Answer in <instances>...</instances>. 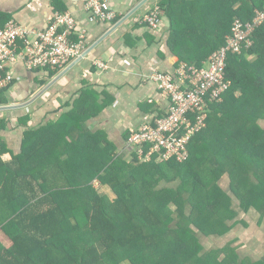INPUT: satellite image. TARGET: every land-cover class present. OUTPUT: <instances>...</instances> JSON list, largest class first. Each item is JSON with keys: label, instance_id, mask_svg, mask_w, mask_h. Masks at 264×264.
Segmentation results:
<instances>
[{"label": "trees", "instance_id": "16d2710c", "mask_svg": "<svg viewBox=\"0 0 264 264\" xmlns=\"http://www.w3.org/2000/svg\"><path fill=\"white\" fill-rule=\"evenodd\" d=\"M161 3L169 13L168 45L177 64L197 67L224 44L234 17L250 20L256 10L264 7V0ZM251 36L253 43L249 48L228 54L225 72L231 85L221 102L209 105L206 127L191 139L189 156L184 162H137L135 158L127 161L107 147L85 146V155L79 161L80 168H84L85 188L80 193L84 199L80 206L73 207L70 197L76 192L69 189L74 179L68 178L71 187L56 195L43 188L47 177L35 189L33 178L27 172H18L36 148L29 145L32 132L27 131L21 153L10 164L0 160V228L11 241L8 247L0 243V264H121L130 259L134 262L135 254H125L124 250H155L158 234L163 235L164 231L169 240L163 239L165 260L161 264L205 262L197 252V227L204 233L221 235L228 230L229 220L237 222L238 211L219 185L220 175L230 174L240 211L253 204L263 208L262 202H255L261 196L255 188L264 180V126L260 123L264 121V24L256 27ZM20 120L25 123L27 117ZM0 124L4 125L3 120ZM3 150L1 146L0 153ZM58 172L61 173L58 169L53 171V181ZM249 176L258 181L251 188ZM161 178L165 182L178 179L179 185L176 189L160 187ZM93 179L108 186L112 193L97 192L91 185ZM241 189L246 191L245 195L240 193ZM165 191L168 194L164 195ZM173 193L182 205L191 204L200 212L197 220L180 206L176 207L175 218L170 215L166 205L176 206ZM67 203L69 206L65 207ZM220 204L227 216L209 219L208 211L213 214ZM174 219L178 220L172 228L170 223ZM201 221L211 232L200 227ZM173 237L174 242L170 241ZM141 259L138 257V261Z\"/></svg>", "mask_w": 264, "mask_h": 264}, {"label": "crops", "instance_id": "0c3cea01", "mask_svg": "<svg viewBox=\"0 0 264 264\" xmlns=\"http://www.w3.org/2000/svg\"><path fill=\"white\" fill-rule=\"evenodd\" d=\"M107 1L116 14L110 22L89 19L85 0H0V24L13 19L41 30L55 12L70 11L76 32L83 35L81 54L85 55L71 59L58 70H28L20 61L9 64L13 80L0 93V105L31 101L25 107L0 111L4 122L0 127L4 148L0 160L10 164L22 151L25 133L31 131L29 145L36 146L35 152L18 172H27L35 189L47 177L43 188L56 195L71 187L68 178L74 179L69 189L76 192L70 197L73 207L80 206L84 199L80 197L85 188L84 168L79 161L85 155V146L107 147L128 161L132 154L126 143L128 134L146 118L162 113L167 105L151 75L174 73L177 66V57L168 45L170 18L163 0ZM156 5L160 7L157 27L139 25L137 19ZM22 117H27L25 123ZM54 168L61 171L55 181L51 178ZM91 185L99 193H112L97 179Z\"/></svg>", "mask_w": 264, "mask_h": 264}, {"label": "built area", "instance_id": "2783aa9c", "mask_svg": "<svg viewBox=\"0 0 264 264\" xmlns=\"http://www.w3.org/2000/svg\"><path fill=\"white\" fill-rule=\"evenodd\" d=\"M89 19L110 22L115 18L107 0H85ZM160 7L154 6L137 19L139 25L156 28ZM264 24V7L250 20L234 17L225 42L197 67L179 62L170 72H154L151 78L167 99L162 113L132 130L126 143L137 162H184L191 139L206 127L209 105L223 100L231 85L226 77L228 54L240 53L252 43V31ZM70 11L55 12L44 29L27 28L13 19L0 28V91L12 83L9 64L20 61L28 70H58L83 51V35L75 30ZM78 35H75V34ZM76 36V38L74 37ZM103 67L101 62H95ZM2 139L0 137V148Z\"/></svg>", "mask_w": 264, "mask_h": 264}, {"label": "rangeland", "instance_id": "374dc122", "mask_svg": "<svg viewBox=\"0 0 264 264\" xmlns=\"http://www.w3.org/2000/svg\"><path fill=\"white\" fill-rule=\"evenodd\" d=\"M260 123L264 126V121H261ZM162 168L164 171H166L167 166L163 164ZM164 180V178L159 179L158 185L162 184L160 185V187L172 186L176 189L179 185L178 179H176L175 182H165ZM218 182L222 190L230 198H232V206L238 211V214L236 216L237 222L229 220L227 222V224L229 225L228 230L221 235L204 233L199 229V227H197V238L200 242V249L197 251L198 255L203 256L204 261H210L211 264H257L264 262V180L255 188V191H259L261 195L259 199H255V202H262L260 206H262L263 208L259 209L257 205L255 206L253 204L250 205L247 210L242 211L239 210V208H241V204L239 203V200L235 197V193L232 192L233 190L231 189L230 174L224 172L222 175H220ZM257 182L258 181L256 177L249 176L250 188L251 186L253 187ZM98 191H101L100 186H98ZM166 193L168 194V192L165 191L164 195H166ZM240 193L245 195L246 191L244 189H241ZM173 196L174 200H176V206L171 203L166 205V209L170 212V215L175 218V212L177 210L176 207L179 208L180 206V208L186 211L189 217L197 220V216L200 215V212L195 210L193 208V205L191 204L182 205L176 194L174 195L173 193ZM225 201L226 197L223 198V202ZM217 207L219 208V205ZM208 212V214L211 215L209 219H214L216 216H227V213L223 210L222 205L220 206L219 210H215L213 214L211 213V211ZM176 220L178 219H174L173 221H171L170 227H174ZM204 223L205 222L201 221L200 227L202 228L205 226V228H207L208 230L207 232H211L209 231V229L211 228ZM191 226L193 228V225ZM167 234L168 233L166 231L163 232V235L160 234L159 236L158 234V238H160L158 246L155 247V250L143 249L141 251L137 248L133 250L131 247L126 248L124 250V253H134L136 261L133 262L130 259L121 262V264H154L155 261L161 264V260H165V258L163 257V239L166 238V240H169ZM0 238V243H2L3 245H11V242L6 239L3 232L1 231ZM173 239L174 237L171 238L170 241H173ZM138 247L141 248V246ZM131 257L133 258V256ZM138 257H142V259L138 261ZM205 262H201L200 264H204ZM190 264H194V262L191 261Z\"/></svg>", "mask_w": 264, "mask_h": 264}, {"label": "water", "instance_id": "95a60500", "mask_svg": "<svg viewBox=\"0 0 264 264\" xmlns=\"http://www.w3.org/2000/svg\"><path fill=\"white\" fill-rule=\"evenodd\" d=\"M85 54H81L80 56H84ZM31 101H27L23 104H19V105H0V111L2 110H7V109H16V108H21V107H25L26 105H28Z\"/></svg>", "mask_w": 264, "mask_h": 264}]
</instances>
